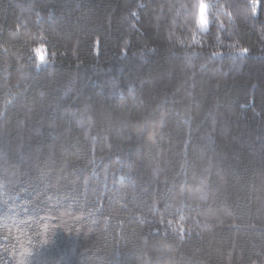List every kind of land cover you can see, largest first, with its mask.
I'll return each mask as SVG.
<instances>
[{"label": "trees", "instance_id": "obj_1", "mask_svg": "<svg viewBox=\"0 0 264 264\" xmlns=\"http://www.w3.org/2000/svg\"><path fill=\"white\" fill-rule=\"evenodd\" d=\"M209 2L0 0V264H264V3Z\"/></svg>", "mask_w": 264, "mask_h": 264}, {"label": "snow or ice", "instance_id": "obj_2", "mask_svg": "<svg viewBox=\"0 0 264 264\" xmlns=\"http://www.w3.org/2000/svg\"><path fill=\"white\" fill-rule=\"evenodd\" d=\"M264 3V0H251V7H250V12L251 14H255L257 12V8L259 5ZM230 5L224 4L220 5L219 7L222 8H227ZM217 4L214 3H206V0H198V14L195 19V24L200 28V29H205L210 26L211 23L215 21L214 15L210 13V9L216 8ZM230 16L231 13H228ZM219 27H223L221 24ZM44 47V45H41L40 48H38L36 51L39 54L41 49ZM240 51L246 52L247 49H240ZM40 59L43 61L44 57L41 55Z\"/></svg>", "mask_w": 264, "mask_h": 264}, {"label": "rangeland", "instance_id": "obj_3", "mask_svg": "<svg viewBox=\"0 0 264 264\" xmlns=\"http://www.w3.org/2000/svg\"><path fill=\"white\" fill-rule=\"evenodd\" d=\"M200 29V28H199ZM201 31L203 30V29H200Z\"/></svg>", "mask_w": 264, "mask_h": 264}]
</instances>
